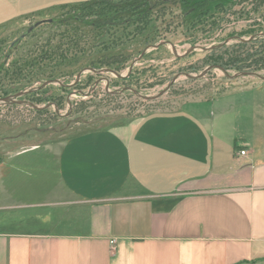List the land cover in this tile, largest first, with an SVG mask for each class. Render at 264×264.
<instances>
[{
  "label": "crops",
  "instance_id": "obj_1",
  "mask_svg": "<svg viewBox=\"0 0 264 264\" xmlns=\"http://www.w3.org/2000/svg\"><path fill=\"white\" fill-rule=\"evenodd\" d=\"M5 129L0 264L264 257V79L64 139Z\"/></svg>",
  "mask_w": 264,
  "mask_h": 264
},
{
  "label": "rangeland",
  "instance_id": "obj_2",
  "mask_svg": "<svg viewBox=\"0 0 264 264\" xmlns=\"http://www.w3.org/2000/svg\"><path fill=\"white\" fill-rule=\"evenodd\" d=\"M86 1L89 0H0V10L2 6L6 8L9 17L8 28L0 32V64L8 61L6 55L10 51L11 43L21 38L30 27L39 21L44 23L35 28L33 35L27 36L17 44L20 46L19 53L39 54L42 48L47 47L49 38L51 39L49 47L53 48L58 44L66 47L69 44L68 38L74 32L70 31L69 36L62 38L61 34L68 32V25L61 23L51 25L48 21L66 18L71 12L69 7L79 6ZM205 3L210 5H205L204 26L200 30L195 29L190 32L189 42L187 36L179 35L177 37L179 53L182 54L193 46H216L229 38L232 39L225 46H232L241 42L234 38L240 33L244 34L243 38L257 36L252 40L254 43L250 45L251 50H257L259 47L264 49V40H261L264 36H258L264 33V0H205ZM65 6L67 7L65 8ZM87 30L89 28L82 27L79 33L82 34V38L79 40L82 47L89 46L91 43V38H87L86 33L84 35ZM12 52L15 55L9 60L10 63L18 56L16 50ZM208 54L207 51L197 49L189 56L176 57L174 53L169 54L165 51L142 59L140 69L148 70L143 74L142 79L134 81L133 85L140 86L142 84L141 93L144 95L157 94L179 72L200 74L209 66L216 65L208 63ZM72 68L78 70V66L72 65ZM22 69H24V73L29 70L26 66ZM80 71L72 77V80ZM227 71L234 75L245 70L235 67ZM254 72L264 75V67L254 70ZM22 77L21 75L20 77L15 76L12 80L20 83L22 81L19 78ZM69 78L70 76L66 75V79ZM110 78L113 83L114 78L112 76ZM257 80L260 78L252 76L230 78L220 69H213L200 78L182 75L168 93L156 100H146L127 91L116 95L107 94L104 82L89 97L81 94L73 95L71 98L74 101V108L78 112L71 113L70 116H62V118H55L51 114H39L22 105H0V136H2L1 133L4 134L7 126L9 127V137L29 133L33 137L31 140L41 141L47 138L64 139L76 131L93 127L131 125L151 111L189 106L193 100L228 90L236 82L249 84ZM160 81H164V83H159ZM152 82H156V84L152 85ZM7 85L8 80L3 76L0 80L1 94L4 93ZM110 89L113 90V86ZM66 112H68V105L62 109V113ZM237 126L239 125L237 124ZM243 264H264V257Z\"/></svg>",
  "mask_w": 264,
  "mask_h": 264
},
{
  "label": "trees",
  "instance_id": "obj_3",
  "mask_svg": "<svg viewBox=\"0 0 264 264\" xmlns=\"http://www.w3.org/2000/svg\"><path fill=\"white\" fill-rule=\"evenodd\" d=\"M206 4L210 5L205 3V0H89L79 6H71L69 7L71 12L66 18L50 23L68 25V32L61 34V37L65 38L73 31L72 36L68 38L69 44L66 47L58 44L51 48L48 46L51 40L49 38L47 47L42 48L39 54L19 53L20 46L16 45L12 51L16 50L17 58L8 66L5 62L0 64V80L3 76L8 80V85L0 96L17 93L37 82L49 79L60 78L70 82L78 71L88 66L112 68L121 72L149 44L169 40L177 47L176 39L179 35L187 36L189 42L190 32L200 30L204 26ZM82 27L89 28L84 35L86 33L85 36L91 38V43L85 46L86 48L79 43L82 38V34H79ZM34 31L29 36L33 35ZM243 35L240 33L238 36ZM252 43L254 41L237 42L232 46L209 50L208 63L219 65L226 70L235 67L245 71L263 68L264 49L259 47L257 50H251ZM165 51L171 54L168 46H161L147 54L143 60ZM72 65L78 66V70L72 68ZM25 66L29 68L26 73L22 69ZM142 70L136 68L128 79H116V83L133 85L134 81L142 79L148 69ZM20 75L23 76L19 78L22 82H14L15 76ZM66 75L70 78L66 79ZM92 80L93 75L86 74L76 88L85 90ZM154 84L156 82H152V85ZM141 87L142 84L138 86L140 89ZM69 90L66 87L57 89L50 86L25 98L40 104L51 100L53 92H60L58 104L63 109ZM76 112L78 110H74V113Z\"/></svg>",
  "mask_w": 264,
  "mask_h": 264
},
{
  "label": "flooded vegetation",
  "instance_id": "obj_4",
  "mask_svg": "<svg viewBox=\"0 0 264 264\" xmlns=\"http://www.w3.org/2000/svg\"><path fill=\"white\" fill-rule=\"evenodd\" d=\"M53 20L51 19V20H49L48 22L49 23H51ZM39 22H41L39 25H37V23L34 25V26H32V27H30V28H32L31 30H30V28L27 30V34L25 33V34H23L22 36H21V38H19V39H16V40H14L12 43H11V45H10V51H9V53L6 55V58H7V62H5L6 63V65H10V62H9V60L15 55V53H13L12 52V50L16 47V45L18 44V43H20V41H22V40H24L25 38H27V36H29V34L33 31V30H35V28L36 27H38V26H40V25H42L44 22L43 21H39ZM25 35V36H24ZM159 42H164L163 44H161L158 48H160L161 46H168V47H170V50H171V52L172 53H174L173 52V50H172V47H171V45L169 44V43H171L172 45H174L172 42H170L169 40H159V41H157V42H155V43H152V44H149V45H147L138 55H136L133 59H132V61H131V63L129 64V66L126 68V69H124L123 71H117V70H115V69H112V68H96V67H90V66H88V67H85V68H83L82 70H85V72L81 75V77L79 78V80L78 81H76V78H77V76H78V74L82 71H80L78 74H77V76H76V78L74 79V80H72V81H70V82H65V81H63L62 79H60V78H54V79H49V80H45V81H40V82H37L35 85H33V86H30V87H28L27 89H25V90H22V91H19V92H23V91H28L29 89H31V88H37L36 90H34V91H31V92H28V93H26L23 97H22V99L23 100H27V101H30V102H32V103H34V104H36L39 108H34V107H32V106H30V105H22V106H26V107H28V108H30V109H32V110H34V111H36L37 113H39V114H51V115H53L55 118H62V116H70L71 115V113L72 114H74V110H75V108H74V101L72 100V96L73 95H78V94H81V95H83V96H85V97H89V96H91V95H93V93H95L96 91H97V89L99 88V86L102 84V83H106L105 84V92L107 93V94H110V95H116V94H119V93H121V92H125V91H127V92H132L133 94H137L138 96H140L138 93H141V89L140 88H138V86H134V85H131V84H126V83H124V84H119V83H116V79H118V80H126V79H128L132 74H133V72L135 71V69L136 68H140V63H141V61H142V59L147 55V54H149L150 52H152V51H154V50H157L158 48H152L153 47V45H155V44H157V43H159ZM175 46V45H174ZM150 48V50L149 51H147V52H145L144 54H143V56H141L142 55V53H143V51L146 49V48ZM176 47V46H175ZM177 48V47H176ZM188 51V49L186 50V52ZM186 52H184V53H186ZM194 51H192V52H190V53H188V54H186V55H182V57H186V56H189L191 53H193ZM184 53H182V54H184ZM141 57V58H140ZM179 57H181V56H179ZM139 58V60H137ZM135 60H137V62L134 64V61ZM134 64V65H133ZM131 65H133V68L130 70V67H131ZM114 72H116L117 74H119V75H123V77H119L116 73H114ZM184 73H188V72H179L178 74H181V76L182 75H184ZM86 74H91V75H93V80H92V82L89 84V86L85 89V90H83V89H79V88H76V86H77V84L80 82V80H81V78L83 77V75H86ZM177 75V74H176ZM175 75V76H176ZM110 76H112L113 78H114V80H113V83L111 82V78H110ZM180 76V77H181ZM179 77V78H180ZM178 78V79H179ZM54 80H60V81H62L64 84L62 85V84H59V83H55V82H51V83H48V84H45L47 81H54ZM122 85V87L120 88V86ZM50 86H55V88H57V89H59V87H66V88H69L70 90H69V92H67V95H66V105H68V112H66V113H62V108L59 106V104H58V100L60 99V97H61V94H60V92H57L56 93V91L55 92H53V95H52V99L51 100H49V101H47V102H45V103H40V104H37V103H35V102H33V101H31V100H28V99H26L25 97L27 96V95H29V94H31V93H34V92H39V91H41V90H45L46 88H48V87H50ZM111 86H113V90L112 89H110L111 88ZM119 86V87H118ZM116 87H118V88H116ZM19 92H17V93H19ZM14 94H16V93H14ZM10 95H12V94H10ZM8 96V95H7ZM0 97H4V96H0ZM14 105H21V104H8V105H5V106H14Z\"/></svg>",
  "mask_w": 264,
  "mask_h": 264
},
{
  "label": "water",
  "instance_id": "obj_5",
  "mask_svg": "<svg viewBox=\"0 0 264 264\" xmlns=\"http://www.w3.org/2000/svg\"><path fill=\"white\" fill-rule=\"evenodd\" d=\"M40 23H41V22H38L37 25H39ZM31 29H32V28H30V30H31ZM30 30H29V31H30ZM29 31H28V32H29ZM28 32H27V33H28ZM27 33H26V34H27ZM24 36H25V35H24ZM258 36H264V33H263V34H259ZM234 38L238 39V40L241 41V42H247V41H252V40L256 39L257 36H252L251 38H243V37L235 36ZM231 39H232V38H229V39L225 40L223 43H221V44H219V45H216V46H208V47H203V46H193V47L189 48L188 51H187L186 53H184V54L179 53L178 49H177L174 45H172L171 43H169V44L171 45L172 50H173L175 56H176V57H179V56H182V55H186V54H188V53H190V52H192V51H195V50H197V49H202V50H204V51H209V50H213V49H216V48H219V47H223V46L229 44ZM163 43H164V42H159V43L153 45L152 48H158V47H159L161 44H163ZM149 50H150L149 47L146 48V49L143 51V53H142L141 56H143V54H144L145 52L149 51ZM140 58H141V57H140ZM137 60H139V58H138ZM137 60L134 61V64L137 62ZM134 64H133V65H134ZM133 65H131L130 70L133 68ZM213 69H220V70H222V71L225 73V75H227V76L230 77V78H237V77H241V76H252V77H257V78H260V79H264V75L259 74V73L254 72V71H243V72H241V73H237V74L232 75V74H230L225 68H223V67H221V66H219V65H211V66H209L208 68H206V69H205L202 73H200V74L184 73V75L187 76V77H190V78H200V77H203V76L207 75V74H208L211 70H213ZM85 70H86V69H85ZM85 70H82V71L78 74V76H77V78H76V81L79 80V78H80L81 75L85 72ZM114 73H116V72H114ZM116 74H117V73H116ZM117 75H118L119 77H123V75H119V74H117ZM180 76H181V74H177L176 76H174V77L172 78V80L168 83V85H167L163 90H161L159 93H157V94H154V95H144V94H142V93H138V94H139L143 99H146V100H156V99H158L159 97H161V96L165 95L166 93H168V92L170 91V89L173 87V85L175 84V82L178 80V78H179ZM51 82L59 83V84H62V85L64 84V83H63L62 81H60V80L47 81L45 84H48V83H51ZM36 89H37V88H31V89H29V90L26 91V92L23 91V92H19V93H16V94H12V95H8V96L0 97V105L21 104V105H30V106H32V107H34V108H39L36 104H34V103L30 102V101H27V100H23V99H22V97H23L26 93L31 92V91H34V90H36Z\"/></svg>",
  "mask_w": 264,
  "mask_h": 264
},
{
  "label": "built area",
  "instance_id": "obj_6",
  "mask_svg": "<svg viewBox=\"0 0 264 264\" xmlns=\"http://www.w3.org/2000/svg\"><path fill=\"white\" fill-rule=\"evenodd\" d=\"M240 153H241L242 155H246V154H247V151L244 149V150H241ZM115 245H116V240H113V242H112V247L115 248V247H116Z\"/></svg>",
  "mask_w": 264,
  "mask_h": 264
}]
</instances>
